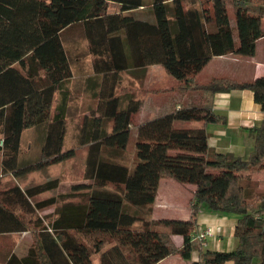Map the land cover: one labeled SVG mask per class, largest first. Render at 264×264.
I'll use <instances>...</instances> for the list:
<instances>
[{"label":"trees","instance_id":"trees-1","mask_svg":"<svg viewBox=\"0 0 264 264\" xmlns=\"http://www.w3.org/2000/svg\"><path fill=\"white\" fill-rule=\"evenodd\" d=\"M140 8L153 20L138 18ZM262 19L264 0H0L2 172L21 177L73 156V149L63 151L73 99L65 85L87 57L99 75L95 115L83 118L78 135L77 146H87L82 181L37 201L58 187L57 178L0 191V234L33 235L26 254H11L5 264H93V254L98 264H157L174 254L188 260L203 204L213 213L237 215L236 246L200 250L190 264H264V193L241 184L247 172L264 170V117L250 129L253 145L245 158L212 150L204 127L226 123L213 109L217 93L249 90L264 113V76L196 78L213 57L254 56L256 42L264 40ZM74 28L81 36L68 41ZM151 65H160L179 92H195L198 101L134 124L141 102L130 93L123 100L116 90L121 73ZM28 129L32 146L25 153L22 133ZM163 179L195 186L188 219H151ZM80 195L84 201H68ZM48 207L53 210L40 217ZM173 235L181 236V246Z\"/></svg>","mask_w":264,"mask_h":264},{"label":"crops","instance_id":"crops-1","mask_svg":"<svg viewBox=\"0 0 264 264\" xmlns=\"http://www.w3.org/2000/svg\"><path fill=\"white\" fill-rule=\"evenodd\" d=\"M143 9L140 8L136 10V16L140 19H148L153 20L152 16H147ZM230 25L233 29L234 36L236 37V29H235V21L234 18L230 17ZM260 48L262 52V56L258 59H255L254 65V76H264V40L259 39L256 42V51ZM254 57V56H252ZM252 57H239L234 55H224L213 57L209 60V62L205 65L207 66L213 60L230 62L227 65L231 66L234 71L238 72L242 71L248 64H251V60H254ZM248 58L250 60H248ZM92 58H86L85 60H80L78 64L75 65L76 74L71 78L67 83L66 87L68 88V93L71 92L73 95V100H75V106L72 110V116L78 117H92L94 116V111L91 109L96 105V91L98 90V78L99 75L92 72ZM15 66L19 68L17 64ZM204 66V67H205ZM226 66V65H224ZM160 65H151L146 68H137L130 71H125L121 73V82L123 78V82L130 87H133V91L135 95H133L136 99L141 102V106L139 111L136 114L140 115V122L152 119L162 114L169 112L173 105L178 106L181 101H184L186 104H195L197 103L196 96H198L195 92H187L182 93L176 89V82L171 81L169 79V75L164 72ZM256 69V71H255ZM92 72V73H91ZM154 72L159 74H163L164 80H170L171 84L168 88L164 89L169 91L168 94H165L163 99L161 100L160 105L154 104V96L158 94H154V86L159 85L157 82L152 83L150 78ZM167 74V75H166ZM213 77H227L231 79L238 80L235 77L230 76H213ZM196 78L197 77L196 74ZM212 78V77H210ZM251 78V79H253ZM200 80V79H199ZM250 80V79H245ZM74 83L73 89H71V84ZM163 89V88H162ZM154 90V93L151 92ZM67 93V92H66ZM159 93V92H158ZM133 94V93H132ZM182 98V99H181ZM198 98V97H197ZM55 105L58 102V96L55 97ZM160 103V102H158ZM165 103V105H164ZM213 109L216 113L223 115L226 117L225 124H207L205 125V130L209 134V146L212 150L216 152H229L236 156L247 157L252 150L253 140H251L249 134L245 131H250L251 127L258 126L264 117V113L261 112L259 106L253 100V93L249 90H234L228 93H217L214 97ZM68 114V113H67ZM69 115V114H68ZM139 123V122H138ZM186 126H203L202 122H188L182 123ZM183 125V126H184ZM211 125V126H210ZM215 125V126H213ZM81 127V125H80ZM30 131L25 130L22 133V138H24V133ZM80 132V128H79ZM133 132V128L130 130V135ZM136 132V130H135ZM244 136L249 140L245 146H243L242 139L240 136ZM136 138V134H135ZM243 138V137H242ZM213 140V141H212ZM23 141V140H22ZM78 143V142H77ZM222 143V144H221ZM32 142L28 141L27 144V152L30 151ZM228 145L229 147H221L220 145ZM23 144L21 143V148ZM87 150V146H80ZM243 156H242V155ZM2 158V154H0V161ZM176 181L172 179H163L159 181L157 188V195L155 201L151 206V219H165V217H158L156 214L165 212V213H174L180 207L179 199L180 196L183 198L186 195V218L188 219L190 216V204L193 198V191L195 186L192 184H181L177 185L174 183ZM77 182L71 183V185ZM179 184V183H178ZM62 194V193H60ZM76 198H72L68 201H75ZM48 210V209H47ZM170 219V218H166ZM184 219V220H185ZM236 218L229 217L227 214H218L213 213L207 210H200L197 219H196V228H204V227H212L215 230V236L209 240L207 249L210 250H218V251H229L232 250L236 246V239L233 235L234 223ZM138 227V224L135 225ZM232 229L231 235H229L230 230ZM226 238V239H225ZM172 240L176 246L182 245V238L178 235H173ZM227 247V248H226ZM228 250H226V249ZM199 258L197 256L196 250H194L191 254L190 259H182L178 254L170 255L165 259L161 260L157 264H190L192 261H195ZM98 264V260L95 262Z\"/></svg>","mask_w":264,"mask_h":264},{"label":"rangeland","instance_id":"rangeland-1","mask_svg":"<svg viewBox=\"0 0 264 264\" xmlns=\"http://www.w3.org/2000/svg\"><path fill=\"white\" fill-rule=\"evenodd\" d=\"M146 15H148V14H146ZM261 26H262V28H264V19H262V21H261ZM67 35L68 36L66 39L68 41H73L74 39L78 38V36H79V38L81 36L80 30L78 28L72 29L70 32H68ZM82 43L86 44L85 42H82ZM261 56H262V52H261L260 48H258L257 53L254 55V57H252L254 60H251V64H248L245 68H243L242 71L239 70L238 72L237 71L235 72L231 66L227 65L230 62L213 60L197 74V77L202 81L206 80L210 77H213V76H230V77H235L238 80L251 79L254 76L253 75L254 74L253 73L254 72L253 63H255V61H256L255 59H258ZM249 58H248V60H250ZM224 65H226V66H224ZM161 69L164 71L163 68H161ZM255 71H256V69H255ZM168 77H169V79H171V81H174V79L172 77H170V76H168ZM150 81H152V83L157 82V84H159L157 86H155V84L152 85L151 87L154 86L155 93H154V90L151 92H153L154 94H158L157 96H154V99H155L154 104L160 105V104H162L161 100L163 99L165 94L169 93V91L164 90V89L168 88L170 86L171 82H170V80L165 81L163 78V74L162 73L159 74L157 72H154L152 74ZM73 87H74V83L72 82L71 89H73ZM132 88L133 87H131V86L129 87L125 83V81L123 82V78H122V82H120V84L118 85L116 92L124 100L125 99L124 95H127V94L129 95V93L132 96L135 95L134 92H132L133 91ZM197 97L198 96H196V100L198 101ZM158 102H160V103H158ZM181 102L183 105H187L186 103H184V101H181ZM75 103H76L75 100L72 99L70 101V108H68V111H67V113L69 115L67 116V119H66V132H65L64 145H63V151H67L70 149L74 150L73 156H71L67 159H64L63 161L49 164L43 168H36V169L32 170L31 172H28L21 177H14L10 173H4V172H2V170L0 168V191H3L5 189H8V188L16 186V185L20 186L22 189H25L29 186L42 183L48 179L57 178L59 180L58 187L55 190H52V191H49V192H46V193H43L41 195L36 196L33 200L37 201V200L45 199L47 197L57 196L60 193L69 192V189H70L69 186L71 183H74V182L78 183V182L82 181L83 172H84L86 149L83 147L77 146L79 128H80V125L82 123L83 118H82V116H78V117L72 116L73 114H72L71 109L74 108ZM164 105H165V103H164ZM54 106H55V102L53 103L52 107H54ZM140 118L141 117L139 114H134L133 123L137 124L138 122H140ZM180 125L183 126L184 124L179 122L178 125H176V126H180ZM213 126H215V125H213ZM132 128H133V132L130 135V140H129V143H128V146L126 149V152L128 154L127 157H129L130 160L132 159L133 153H134V141H135V134H136V132H135L136 126H133ZM245 132H247L249 134L251 140H253V135H252L251 131H245ZM31 137H32L31 131H27L24 133V138L22 141V144H23L22 150L25 153L27 152V150H26L27 144H28V141L31 140ZM240 138L242 139V142H243L242 145L243 146H245L247 143H249V140H247V138H244L243 135L240 136ZM220 146L221 147L225 146L227 148L229 147L228 145H224V144L220 145ZM39 167H41V166H39ZM245 176L246 177L243 178L241 181V184L244 187L251 189L255 194L264 193V170H260V171L252 172V173L247 172L245 174ZM174 183H176L177 185H181L180 183L178 184V182H174ZM84 200H85V198L81 195L76 197V199H75V201H84ZM179 201H180L179 204H180L181 208H179L176 212H174V213L161 212V213H158L156 215L158 217H163V218L165 217V218H170V219H182V220H184L186 218V210L188 209L187 203H186V195H184L183 198L180 196ZM202 207H204L203 209L206 210V207L204 204L202 205ZM52 210H53V207H48L44 210L39 211L38 215L40 217H43V216L47 215L49 212H51ZM227 215L229 217H234V218L237 217V215L233 214V213H228ZM155 228L163 229L160 226H158V227L155 226ZM229 230H230L229 235H231L232 229H229ZM32 242H33V235L31 232L0 234V264H5L8 257L11 254H15L19 257L25 255L27 252V249L32 244ZM107 245H110V244H107ZM226 250H228V249H226ZM97 260H98V254H93L92 255V263L95 264V262Z\"/></svg>","mask_w":264,"mask_h":264},{"label":"built area","instance_id":"built-area-1","mask_svg":"<svg viewBox=\"0 0 264 264\" xmlns=\"http://www.w3.org/2000/svg\"><path fill=\"white\" fill-rule=\"evenodd\" d=\"M215 236V230L212 227L196 228L191 234V241L196 246L197 256L200 250L207 249L208 242Z\"/></svg>","mask_w":264,"mask_h":264}]
</instances>
